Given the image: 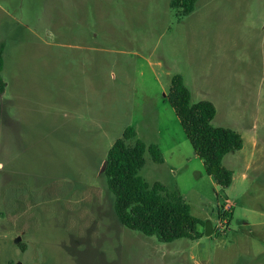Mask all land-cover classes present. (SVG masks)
<instances>
[{
  "label": "rangeland",
  "instance_id": "374dc122",
  "mask_svg": "<svg viewBox=\"0 0 264 264\" xmlns=\"http://www.w3.org/2000/svg\"><path fill=\"white\" fill-rule=\"evenodd\" d=\"M169 3L0 0V264H264V0ZM176 75L242 138L226 190L168 102ZM127 127L167 161L146 151L140 176L180 194L201 239L118 223L102 168Z\"/></svg>",
  "mask_w": 264,
  "mask_h": 264
},
{
  "label": "trees",
  "instance_id": "16d2710c",
  "mask_svg": "<svg viewBox=\"0 0 264 264\" xmlns=\"http://www.w3.org/2000/svg\"><path fill=\"white\" fill-rule=\"evenodd\" d=\"M197 1L170 0L169 6L188 16L194 12ZM3 51V46H0V94L5 88L1 78ZM168 102L194 153L202 162L205 174L219 188L228 189L233 173L223 166V159L230 152L242 149L241 136L231 129L212 126L214 106L208 101L192 104L190 92L178 75L171 79ZM146 151L155 164L163 163L158 147L146 146L137 138L135 129L127 127L107 152L102 173L118 223L144 237H154L161 244L201 239L198 227L202 223L191 215L180 194L168 191L160 183L149 185L140 176ZM18 247L24 251V245L19 244Z\"/></svg>",
  "mask_w": 264,
  "mask_h": 264
},
{
  "label": "crops",
  "instance_id": "0c3cea01",
  "mask_svg": "<svg viewBox=\"0 0 264 264\" xmlns=\"http://www.w3.org/2000/svg\"><path fill=\"white\" fill-rule=\"evenodd\" d=\"M257 146H258V142H257V140H254V143L252 144V150H251V154L252 153H256L257 151ZM242 150H243V147H242ZM161 154H162V152H161ZM195 156H196V154H195ZM197 157V156H196ZM162 158H163V163L161 164V165H165V164H167V161H166V159H165V157L163 156V154H162ZM201 162V161H200ZM202 163V162H201ZM203 165V164H202ZM242 178L244 179L245 178V176L244 175H242ZM212 179V178H211ZM232 182H233V178H232Z\"/></svg>",
  "mask_w": 264,
  "mask_h": 264
},
{
  "label": "water",
  "instance_id": "95a60500",
  "mask_svg": "<svg viewBox=\"0 0 264 264\" xmlns=\"http://www.w3.org/2000/svg\"><path fill=\"white\" fill-rule=\"evenodd\" d=\"M205 235H211L212 234V228H211V226H210V224L209 223H206L205 224ZM19 241V239H17V242Z\"/></svg>",
  "mask_w": 264,
  "mask_h": 264
}]
</instances>
